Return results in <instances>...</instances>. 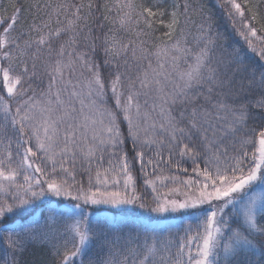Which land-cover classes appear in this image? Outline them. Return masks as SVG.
I'll return each mask as SVG.
<instances>
[{
  "label": "snow or ice",
  "instance_id": "6c2138e0",
  "mask_svg": "<svg viewBox=\"0 0 264 264\" xmlns=\"http://www.w3.org/2000/svg\"><path fill=\"white\" fill-rule=\"evenodd\" d=\"M262 5L223 0L232 44L197 0L0 3V264H264Z\"/></svg>",
  "mask_w": 264,
  "mask_h": 264
},
{
  "label": "trees",
  "instance_id": "16d2710c",
  "mask_svg": "<svg viewBox=\"0 0 264 264\" xmlns=\"http://www.w3.org/2000/svg\"><path fill=\"white\" fill-rule=\"evenodd\" d=\"M222 2H223V0H197V3L199 5H201L203 8L204 15L205 16L211 15L214 23L217 25V30L219 32H221L225 37H227L229 43L235 44V41L239 40L240 43L243 44V41L239 37L238 33L236 31H234L232 21L226 16L225 12L220 7ZM238 2H240V0H238ZM257 2H258V0H257ZM0 3L7 5L8 0H0ZM262 7H264V5H262ZM192 19L197 24L200 22V16L199 15H193ZM236 27L237 28L240 27L239 21H237ZM163 31H166V29L161 28L156 33V35H160ZM236 46L238 47L239 45H236ZM188 163H191V161H188L187 163L182 162L181 166L187 167ZM173 167H175V164L172 165V168ZM167 168L171 169L170 167H167ZM138 169H139V163L137 162L136 167L133 170L134 174L137 176V183H136V186L138 187L137 192L140 195L144 196L145 199L150 202L151 198H152V196L149 194L150 188L145 187L143 185V176L141 173H139ZM172 171L173 170L171 169L170 171L164 172L165 176H167V177L178 176V177H181L182 179L184 178V176L176 175L175 173H172ZM168 181H169L168 182L169 187H173L174 184H172L170 182V180H168ZM176 184H177V182H176ZM164 189H166V188L163 186V187H161L160 191H163ZM53 199H55V198H53ZM53 205L54 204H52L51 206H53ZM49 206L50 205L48 202H43V201L38 202L37 206L34 208V210L32 212V218L33 219L41 218L42 213L47 214ZM101 208H102V206H101ZM108 209L109 208H107V210ZM111 210L116 215L120 216V218H125V216L121 214V211L119 209H111ZM226 211H231V209L229 208ZM139 214H141L140 215L141 221L145 224L153 223L154 220H156V222H159V221H162L164 219V218H158L155 215L147 214L146 212H145V214H144V212L143 213L139 212ZM150 217H151V219H149ZM186 217H188L187 214H185L183 216L180 214H172L166 218H170L171 220H174V219L177 220L178 218H181L184 220ZM128 218L130 219L131 217H128ZM19 260H20V264H51L53 257L50 254H48L47 250L32 248V249H29L28 251H26L22 257H19Z\"/></svg>",
  "mask_w": 264,
  "mask_h": 264
},
{
  "label": "rangeland",
  "instance_id": "374dc122",
  "mask_svg": "<svg viewBox=\"0 0 264 264\" xmlns=\"http://www.w3.org/2000/svg\"><path fill=\"white\" fill-rule=\"evenodd\" d=\"M105 159L107 160V157ZM107 166L108 165L105 162L104 167H107ZM161 167L164 169V171H163V173L157 172V175H163V176H165L164 172L170 171L172 169L173 170L172 173H175L176 175H179V176H184L183 179L181 177L174 176V177H177L178 178V180L176 181L177 184L174 185V186H179L180 181L187 180L190 177L193 178V179H195V174L192 173V167H193V165L191 163H188L187 164V167L186 166H180V169L179 170H177L176 167H173L172 168V166L170 167L171 169L167 168V166H165V165H161ZM184 168H187L188 169V172L187 173H185L183 171ZM149 171H151V170L149 169ZM165 177H167V176H165ZM168 182H169L168 180L165 181V185L166 186H164V187L166 189H164L161 192H166L167 191V189L169 188ZM170 182L173 184V182L171 180H170ZM158 187H159V190H160L161 187L159 186V182H158ZM136 189H138L137 186H136ZM149 194L151 195V188L149 190ZM53 206H56V205L54 204ZM107 208H108V206H102V208L100 209V211L97 212V213H95L94 215L102 216L104 218H107L108 220H113V219H115V220H123V219H125V218H120V216L116 215L112 210H110V211H109V209L107 210ZM135 211L137 213H139V212L140 213H143L144 212V214L146 212V211L141 210L139 208H136ZM227 212H230V211H226V214H227ZM146 213L147 214H150V215H154V214H151V213H148V212H146ZM153 223L170 224V225H174V226H177V225L186 226L188 223H191L193 225V230H195V225H196V221L194 219H190L189 216L186 217L184 220L181 219V218H178L177 220H175V219L174 220H171L170 218H164L162 221H159V222H156V220H154ZM183 226H181L180 229H179L181 235L183 234ZM172 231L173 232H176L177 231L176 227H173L172 228ZM95 252H96V248L93 246V248H92L93 255L95 254ZM88 259H89V257H85L84 258L85 264H87Z\"/></svg>",
  "mask_w": 264,
  "mask_h": 264
}]
</instances>
